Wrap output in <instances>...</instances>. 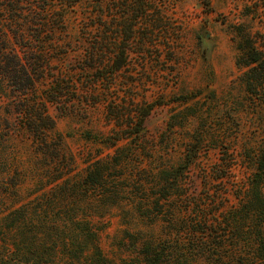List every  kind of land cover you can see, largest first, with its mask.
<instances>
[{"label": "trees", "instance_id": "1", "mask_svg": "<svg viewBox=\"0 0 264 264\" xmlns=\"http://www.w3.org/2000/svg\"><path fill=\"white\" fill-rule=\"evenodd\" d=\"M200 1L209 6L210 0ZM77 2L0 0V136L12 132L31 139L43 161L38 189L45 197L38 208L21 205L2 217L0 264H46L38 257L36 242L43 227L50 230L45 232L49 240L60 242L67 258L87 256L92 264H115L102 253L98 231L84 220L89 211L78 213L76 204L128 207L150 228L129 235L136 252L132 264H264V143L254 151L244 149L236 161L226 147L221 152L217 144L203 149L209 136L212 141L224 139L220 128L216 136L202 130L198 139L181 145V159L171 163L158 144L175 139L176 130L191 119H202L199 112L171 117L162 141L148 136L145 121L155 103L138 100L130 87L120 95L117 87L129 51L104 50L101 0H94L79 21L80 37L72 39L68 15ZM252 4L253 19L264 15V0ZM142 6L127 4L132 12L128 16L138 18ZM131 28L127 23L126 33ZM234 28L235 65L244 70L241 83L247 94L264 101V32L245 25ZM125 81L130 85L134 79ZM195 98L174 103L185 105ZM51 107L60 116H82L90 124L101 120L108 129L86 133L83 140L100 147L85 155L81 170L54 133ZM8 116L16 121L10 123ZM204 150L221 156L207 166L201 159ZM244 169L251 171L239 182L237 174ZM188 179L197 190L202 183L194 197L187 194ZM228 183L231 194L214 188ZM50 204L55 205L51 210ZM227 248L226 256L222 253Z\"/></svg>", "mask_w": 264, "mask_h": 264}, {"label": "rangeland", "instance_id": "2", "mask_svg": "<svg viewBox=\"0 0 264 264\" xmlns=\"http://www.w3.org/2000/svg\"><path fill=\"white\" fill-rule=\"evenodd\" d=\"M77 1L68 15V32L72 39L80 37L79 21L85 19V13L94 5V0ZM101 1L104 50L108 53L114 49H126L130 53L127 65L118 75L119 94L130 87L138 95V100L144 97L148 103L156 105L145 121L148 136L162 141L167 124L172 122L170 118L177 113L199 112L202 118L191 119L183 129L176 130L175 139L167 144H158L160 152H168L171 163L176 164L181 159L178 153L181 147L198 139L202 130L214 132L216 136L220 128L224 139L217 142L209 136L203 149L217 144L221 152L222 147H226L236 161L244 149L254 151L264 143V101H257L244 90L241 83L244 70L235 65L238 53L232 35L238 25H245L253 32H264V15L253 19L250 14L252 0H210L208 7L200 0H144L143 6L141 0ZM127 4L142 6L138 18L132 20L133 17L128 16L132 12L126 8ZM127 23L132 27L129 33L125 29ZM128 69L129 73L124 71ZM129 76L134 79L130 85L125 81ZM9 97L13 96L10 94ZM193 97L196 98L185 105L174 103L178 99ZM49 114L55 121L54 133L62 137L66 150L75 156L78 169H83L85 155L89 152L94 154L100 147L84 141L86 133H106L108 129L101 126V120L98 124H90L82 120V116H60L52 107ZM8 121L14 123L16 119L8 116ZM217 156L221 155L204 150L201 159L209 166ZM42 163L41 156L25 134L9 132L4 137L0 136V225L9 209H17L21 205H27L29 209L40 207L41 200L45 198L41 195L42 190L38 189ZM250 171L244 169L237 174V181L245 180ZM187 182V194L194 197L200 192L202 183L197 190L191 179ZM12 183L17 186L14 188ZM223 185H214V188L231 194L230 184ZM49 189L50 186L43 191ZM41 204L47 205L48 202ZM76 205L78 213L90 212L84 220L98 231L102 253L115 264H132L136 252L129 235L139 230L147 232L150 228L140 224L128 207ZM50 206L55 207L48 205L50 210ZM43 228L36 242L38 257H44L46 264H92L87 256L79 260L64 256L60 242L49 240L45 232L50 230ZM153 230L159 235L157 227ZM230 249L222 254L227 256ZM194 264L205 262L199 260ZM224 264H230V261Z\"/></svg>", "mask_w": 264, "mask_h": 264}]
</instances>
